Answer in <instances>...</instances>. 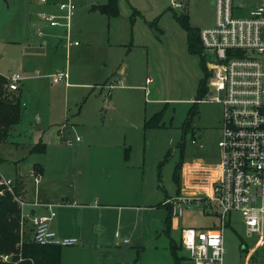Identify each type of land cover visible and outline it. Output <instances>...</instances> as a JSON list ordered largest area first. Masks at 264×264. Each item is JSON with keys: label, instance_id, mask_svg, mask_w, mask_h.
<instances>
[{"label": "rangeland", "instance_id": "374dc122", "mask_svg": "<svg viewBox=\"0 0 264 264\" xmlns=\"http://www.w3.org/2000/svg\"><path fill=\"white\" fill-rule=\"evenodd\" d=\"M39 1L33 2L34 9L41 8ZM131 1L141 6L140 13L136 14L137 28L132 40L135 51L143 54L142 49L145 48L142 44L146 41V31H149V35L152 32L154 45L148 47L151 50L154 47V61H149L143 56L139 80V84L143 86L141 90L125 89L117 94L115 104L120 106L124 114L118 115L113 112L109 115V120L96 123L97 126L84 127L83 121L80 123L78 118L88 120L85 118V112L90 105L89 102L82 98L77 103L75 88L66 92L63 84H53L48 75H41L40 84L30 88L29 97L32 105L36 104L37 108L46 110L51 102L49 106L51 111L59 108L62 110L67 98V108L61 116L64 119L51 123L48 129L41 130V127L36 128L38 116L30 115L22 120L17 132L12 131L6 140L0 142L1 175L12 178H15L16 174L23 175L27 184L34 187L36 184L33 164L39 162L52 173L69 170L70 182L66 184L67 187L73 184L74 177L77 176L76 185L80 191L92 190L87 200L95 198L100 204H116L104 206L105 210L102 212L99 210L69 212L65 221L69 229L78 228L79 219L87 218L91 224V231L95 232L94 229L100 226L95 222L101 220L99 216L102 215L107 228H110L90 237V241L82 239L80 244L85 246L81 248H74L78 247L77 244L63 246V264H111L114 261H119L118 264H196L190 257V251L181 244L182 228L210 226L217 221V217L205 215L200 206L194 204L185 210L182 217L172 215L173 222L177 220L178 226L176 228L171 226L170 231H167L166 220L171 210L163 204L167 196L178 193L179 184L175 178L177 166L190 160L210 163L215 161L218 155L217 144L221 134L219 128L223 116L221 103L200 101L192 120V127L184 132L183 123L188 112L195 106L199 83L207 71L201 64L202 56L190 50L187 30L176 17V14L187 12L190 15L191 26L202 29L213 24L216 17L215 5L211 0ZM73 2L76 4V11L72 22L74 36H71V39L84 46L87 42L86 36L81 34L80 28L87 24L79 25L77 21L84 17V15L80 17L81 12L85 10L91 12L93 2L98 1L73 0ZM99 2L105 3L108 0ZM175 2L181 3L182 6H175ZM10 3L9 7L3 3L0 8V25L4 17L12 20L13 24L17 19H21L20 15L16 19L15 4ZM123 6L126 11L132 9V13L133 8H137L132 7L130 0H124ZM119 13L121 14V10ZM235 15L244 16V10L236 9ZM131 19L133 21L135 16ZM146 19L154 20V26L148 24ZM0 42V46L6 44L3 39ZM13 52L19 54V49L15 47ZM91 53L79 58L76 51L71 49L68 67L73 77L81 70L90 71L94 68L96 56L103 59L105 52L97 42ZM202 53L206 61L213 55L206 48H203ZM66 56L64 47L58 44V49L55 48L48 55V70L57 64L64 65ZM118 57L119 54L116 53V61L108 66L110 69L114 68L112 74L115 73V76L116 71L121 68ZM79 63L83 65H78ZM18 65L15 56L0 57V71L6 76L17 72L14 68ZM44 73L45 71L42 72ZM22 76L25 77L23 74ZM148 77L153 81L148 82ZM122 82L130 83L127 79ZM210 91L211 88L207 85L204 97L208 96ZM29 108L30 105H26L24 111ZM54 116L60 117L59 114ZM153 119L154 126L151 125ZM131 121L134 123L130 124ZM64 124L67 125L65 131L74 134L69 137L79 136L84 141L78 144H89V147L80 154L75 155V146L78 144L70 147L63 141L64 136L60 135L59 130ZM78 127L87 132H78ZM103 133L107 138H116L119 144H122L120 156L112 159L109 166L102 156V150L105 148L101 146ZM193 137L197 139V144L192 143ZM39 141L46 144V150L32 151L31 144ZM87 152L90 159L81 162ZM56 158L63 160L61 163L63 167H58ZM79 170H83V173L78 174ZM58 211L60 214L59 209ZM27 236L28 234L25 239ZM224 241L226 251L223 264H264V228L262 235L247 236L241 212L233 211L227 216ZM91 243H97L99 251L95 250V246H90ZM172 243L176 246L179 261L173 253ZM118 257L121 260H118Z\"/></svg>", "mask_w": 264, "mask_h": 264}, {"label": "built area", "instance_id": "2783aa9c", "mask_svg": "<svg viewBox=\"0 0 264 264\" xmlns=\"http://www.w3.org/2000/svg\"><path fill=\"white\" fill-rule=\"evenodd\" d=\"M53 4L57 11L43 9L39 16L50 26H63L70 32L76 4L73 0H57ZM174 5L182 6L176 2ZM214 5V25L200 30L204 48L213 54L208 61L203 55L211 91L198 101H217L223 106L217 144L219 159L183 163L180 191L163 201L174 216H182L187 208L198 204L205 215L217 217L215 225L182 228L181 244L196 264H223L224 229L231 212H241L247 236L262 235L264 228V0L246 16L235 15L233 0H214ZM53 77L55 82L67 80L68 73L60 70ZM6 78L13 91L20 89L24 79L19 72ZM66 126L59 130L60 135L73 146L81 138L69 137ZM192 143H198L195 137ZM34 181L36 185L41 182L40 173L35 172ZM0 185V194L9 192L21 215L18 250L1 253L2 261L28 264L26 260H30L29 264H34L32 257L23 254L27 234L40 244L69 245L79 241L77 237L61 236L54 229L56 204L27 199L16 189L15 178L0 174ZM38 207L44 210L39 211Z\"/></svg>", "mask_w": 264, "mask_h": 264}, {"label": "crops", "instance_id": "0c3cea01", "mask_svg": "<svg viewBox=\"0 0 264 264\" xmlns=\"http://www.w3.org/2000/svg\"><path fill=\"white\" fill-rule=\"evenodd\" d=\"M34 1L36 0H0V8L3 3L7 4V7H9L11 5L10 2H13L15 4V9L17 10L16 19L18 15L21 16V19H17L14 24L12 20H8L6 17H4L5 19L3 23L1 22L0 38L1 40L3 39V41L6 42V44L0 46V57L9 56L11 58L15 56L17 58L19 65L14 69H16L17 72L18 71L21 72L25 76L21 82V87L19 90L22 92L21 100L23 107L25 108L26 105H30V108L26 111H24L23 108L22 120L30 117V115L32 116L34 115V117L38 116V121L36 122L37 123L36 128L41 127L40 129L42 130L43 128L48 129L51 123L64 119L61 116L63 115L62 113L66 111L67 98L64 102V109L62 110L61 108H59L58 110L51 111V108H49V106H51V102L49 103V106L46 110L45 109L42 110L43 108L41 107L37 108L36 104L32 105L30 101L31 99L29 97V95L31 96V93H29L30 88L36 87L37 85L40 84L41 75L44 76L48 75V77L52 80L53 84H63L64 90L66 92L70 91L72 88H75L74 92L77 103L82 98H84L83 100L85 102L87 101L89 102L90 105H88L85 112V118L88 120L84 121L81 118L77 117L78 119H80V123L81 121H83L82 125L84 127L88 128L94 125L97 126L96 123L100 124L105 120H109L110 119L109 115L113 112H115L118 115L124 114V111L123 113L121 112L120 106L115 104L117 101L116 100L117 94L119 93L120 90H125V89L141 90L143 86L139 84V80L141 78V64L143 62V56L144 57L146 56L147 60L149 61L150 60L154 61V47L153 50H151L148 47L152 44L154 45L153 43L154 34L151 31H150L151 32L150 35H149V31H146L147 32L145 38L146 41L143 42L142 44V46H144L145 48L142 49L143 54H141L140 51H135L136 50L134 47L135 45H133V41H132L134 40V35L136 33L135 32V29L137 28L135 26L137 22L136 14L140 13V9H141L140 4L136 2L133 3L130 0L131 4L133 5L132 7L135 8L137 7L136 9L133 8V13H132L131 11L132 9L129 8L128 11H126V8H124L123 6L124 0H118L120 4L121 14L119 13L118 15L109 16L107 14L101 13L98 10L95 11L92 9L93 5L104 4V2H99L100 0H96L98 2H93V5L91 6V12L86 10L81 12L80 17L81 16L83 17V15L84 17L77 21L78 24L80 23L79 25H82L83 23L87 24V26H85L84 28L82 27L80 28L81 34H85L87 41L85 44L86 46L85 45L81 46V43L78 44L72 43L74 42L71 39V36H74L72 33V26L70 32H68L66 27L50 26L44 19H42L39 16V11L43 9L50 11H57L56 6L53 4V1H57V0H49L50 2H43L40 0L39 5H41V8L39 9L38 7H36L35 9L33 8ZM233 1H234V13L236 9L242 11L244 10L245 13L244 16L248 15L250 11L260 3V0H233ZM211 2L214 5V0H211ZM132 16L133 17L135 16V19L133 21L131 19ZM152 19H146V21H148V24L150 23L151 26H154L153 23L154 20ZM214 23H215V18L213 19L212 25H214ZM148 30L150 29L148 28ZM39 31H41L42 34H39ZM68 36L70 38V41L68 40ZM97 42L105 52L103 59H100L96 56V61L94 62V68L90 69V71L81 70L80 73L74 74L73 77L69 72V67H68L69 54L71 49L73 48L77 53L76 55H78V57L81 58L83 55L85 54L88 55L89 53H91L93 48L97 45ZM58 44H61L66 51V54L68 56V57L66 56L67 59L66 63L64 65L57 64L53 66L52 69L48 70V61H47L48 55L50 51L55 50V48L58 49ZM15 47L19 49V54L13 52ZM116 53L119 54L117 60H119L121 68L116 71V76H115V73L112 74L114 68L110 69L109 67L111 63L116 61L115 60ZM43 57L46 58L45 63ZM78 65H83V63H79ZM60 70L67 71L68 79L55 82L53 74L57 73ZM43 71H45L44 74H42ZM0 72L4 74L2 71ZM12 72H8V74ZM124 79H127L130 83L129 84L123 83L122 81ZM149 80L153 81L151 77L147 78L148 82ZM106 90L109 91L105 93ZM111 90H113V92H111ZM104 96H108V98ZM56 114H59L60 117L55 118L54 115ZM64 116L67 115L64 114ZM127 121H129V119H127ZM132 123L134 122L131 121L130 124ZM19 125L20 124H18L17 127L13 129V132L18 131ZM83 130H81L80 127L77 128L78 132L79 131L87 132ZM66 133L68 136H74L73 133L70 132H66ZM104 134L105 133H103V142L101 143V146L105 148L102 150V156H103V160L107 161L109 166L112 159H115V157L120 156L119 152H121L122 144L121 143L119 144L116 138L114 139L107 138L106 136H104ZM81 140L76 141V144H78L79 142L83 143L84 140L82 141ZM39 142L44 143L43 141H39ZM81 143L78 144L77 146H75L76 144L73 145L75 146V153H76L75 155L80 154L83 150L89 147V144L84 145ZM31 145L33 146L34 144ZM66 145L73 147L68 144ZM32 146H30V149L32 148ZM88 152H93V151H88ZM88 152L86 153L85 157L81 160V162H85L87 161V159H90ZM218 159H219V151L215 161H217ZM62 161L63 160L61 158H56L58 167H63L61 164ZM89 167L91 166L89 165ZM33 170L41 174L42 181L39 183V185H35L34 187H31L27 184L25 176L16 174L15 179L17 181V184L19 183V191L27 199L31 201L38 199L44 203L56 204L55 210L57 211V216L54 218L52 223L54 229L61 236L64 237L75 236L78 237L79 239L78 242L69 245L77 244L78 247H74V248H81L85 246V244L82 245L80 244L82 239L85 241H90V237L95 236L101 230H104L105 232V229L107 228V223L103 221V215L99 216L101 220L95 222L100 225L94 229L95 232L91 231V224L89 222V219L87 218L79 219L80 225L76 229L67 228V226L65 225V221L70 211L71 213H73L74 211H81V210L83 211L99 210L100 212H102L105 210L104 206L116 205V204H108V203L100 204L98 202L99 200L95 198L94 200L93 198L87 200L86 198L89 196L90 192L92 193V190L90 189L89 191L88 189H85V192L80 191L76 185L77 176L74 177V181L72 182L73 184H70V187H67L66 184L68 183V181L70 182L69 170H65V171L63 170L60 173H52L49 172L46 169V167L39 162L33 164ZM72 172L73 170L70 172V177L72 176ZM81 173H83V170L78 171V174ZM181 187H182V180L180 183L179 191ZM58 209L60 210V214ZM37 210L43 211L44 208L38 207ZM216 223L217 221L212 223V225H215ZM177 224L178 221L174 220L173 222L172 214H171L170 228L168 229V222H167L166 230L170 231L171 226L176 228L178 226ZM109 228L110 227L107 228V231ZM117 233L118 232H116V234ZM89 245L95 246V250L99 251L100 249L97 243L95 244L91 243ZM118 260H121V258L118 257ZM118 262L119 261H114L111 264H118ZM61 264H63V255H62Z\"/></svg>", "mask_w": 264, "mask_h": 264}, {"label": "trees", "instance_id": "16d2710c", "mask_svg": "<svg viewBox=\"0 0 264 264\" xmlns=\"http://www.w3.org/2000/svg\"><path fill=\"white\" fill-rule=\"evenodd\" d=\"M92 9L98 10L109 16L118 15L120 12L118 0H108L107 3L93 5ZM176 17L187 30L190 50L192 52H197L200 56H202V66L207 71L199 83L195 106L188 112V116L183 123L184 132H187L192 127V120L197 112L199 103L198 100L202 99L206 95L209 72L206 68L204 56L202 54L204 46L200 38L201 29L191 26L190 15L187 12L181 15L176 14ZM7 82L8 79L6 76L0 72V142L6 140L10 136L13 129L16 128L22 121V92L20 90H10L7 86ZM151 125L154 126V119ZM184 143L185 142L183 141V146ZM31 150L44 152L46 150V144L41 142L36 143L32 146ZM182 164L183 162L177 166L175 171V178L177 179L179 187L181 183ZM16 189L19 190V183L16 185ZM170 219L171 212L167 218L168 229L170 228ZM20 221V209L18 208L17 203L13 200L12 195L9 192L4 195L0 194V254L3 252L18 250L17 243L20 241ZM62 246L63 245L61 244L37 243L32 240L31 235L29 234L23 244V254L26 257H32L34 259V264H61ZM172 249L176 259L179 261L180 257L177 255L176 246L173 243ZM26 262L28 264L31 263L30 260H26ZM0 264L8 263L0 259Z\"/></svg>", "mask_w": 264, "mask_h": 264}, {"label": "flooded vegetation", "instance_id": "af4514ba", "mask_svg": "<svg viewBox=\"0 0 264 264\" xmlns=\"http://www.w3.org/2000/svg\"><path fill=\"white\" fill-rule=\"evenodd\" d=\"M221 132V126H220V128H219V133ZM220 137V136H219Z\"/></svg>", "mask_w": 264, "mask_h": 264}]
</instances>
